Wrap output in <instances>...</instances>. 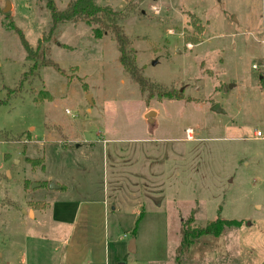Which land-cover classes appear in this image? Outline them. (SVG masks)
Returning <instances> with one entry per match:
<instances>
[{"label": "rangeland", "instance_id": "obj_1", "mask_svg": "<svg viewBox=\"0 0 264 264\" xmlns=\"http://www.w3.org/2000/svg\"><path fill=\"white\" fill-rule=\"evenodd\" d=\"M10 2L4 13L0 0V264H61L68 230L51 211L63 199L107 202L97 264H176L193 209V227L236 224L195 240L182 264H264V0H95L126 14L129 49L161 93L131 80L111 33L67 23L45 40L46 0ZM14 27L63 73L29 62ZM81 232L72 264H92L99 231Z\"/></svg>", "mask_w": 264, "mask_h": 264}, {"label": "trees", "instance_id": "obj_2", "mask_svg": "<svg viewBox=\"0 0 264 264\" xmlns=\"http://www.w3.org/2000/svg\"><path fill=\"white\" fill-rule=\"evenodd\" d=\"M46 4L51 14L52 26L48 34H45V40L53 38L59 25L67 23H86L93 26V33L96 39H101L106 33H111L118 46L120 62L131 80L144 92H163L161 91V85L152 83L143 75L142 69L137 65L136 60L129 49L131 41L119 24V21L126 18V14L116 12L108 6H98L96 5L95 0H75L65 10H59L54 0H46ZM13 30L19 35L29 62H37L38 64L40 62V68L52 67L56 71L63 73L62 68L48 57L47 54L49 48L47 46H42V43H40L35 49L28 42L20 28L14 27ZM23 81L24 80L22 79V82ZM22 82H20V86ZM262 83L264 87V79L262 80ZM168 95L170 98L173 97L169 93ZM196 213L197 209H193L189 217L181 223V240L176 249L175 255L176 264H182L195 240H198L205 235L220 236L226 227L236 224V222L218 219L208 223L203 228L193 227L196 221Z\"/></svg>", "mask_w": 264, "mask_h": 264}, {"label": "crops", "instance_id": "obj_3", "mask_svg": "<svg viewBox=\"0 0 264 264\" xmlns=\"http://www.w3.org/2000/svg\"><path fill=\"white\" fill-rule=\"evenodd\" d=\"M86 207V208H85ZM86 210L85 213H82V210ZM52 222L59 227H63L68 230L67 238L65 239V243L67 245V250L61 264H72L74 256L76 252L74 249L69 254L68 249L72 247V241H76L75 249H77L80 244L79 241V228L82 226L81 234H87L91 231H99V239L98 243L94 247H89L87 250L92 253L93 258H91L92 264H97L98 262H105V255L99 259L100 252L105 249V238L101 235L103 234L105 237L107 235L106 231V222L105 219L108 217V204L105 200H84L83 202H79V200H71V199H63L57 200L52 206ZM79 213L81 215H79ZM104 217L103 227L96 223L97 218L100 221L101 217ZM101 228H104L102 230ZM102 231V232H101ZM79 236V237H78ZM75 237H78L75 239ZM102 237L104 240H102ZM85 240H88L87 237ZM82 264V262L80 263Z\"/></svg>", "mask_w": 264, "mask_h": 264}, {"label": "water", "instance_id": "obj_4", "mask_svg": "<svg viewBox=\"0 0 264 264\" xmlns=\"http://www.w3.org/2000/svg\"><path fill=\"white\" fill-rule=\"evenodd\" d=\"M11 9H12V6H11V2H10V0H6L5 8H4V10H3L4 13H8L9 11H11ZM154 64H156V62H155ZM230 88H232V86H230ZM88 99H89V101H90V103H91V100H90V99H91V96H89ZM212 109H213L214 111H216V112H223V109H221V108L219 107L218 104L214 105V106L212 107ZM156 115H157V114H156L155 111H150V112H148V113L145 115V118L148 120L149 123L152 124V123L155 122V116H156ZM55 188H58V186H56ZM129 251H130V252H134V251H135L134 243H133V242L130 243Z\"/></svg>", "mask_w": 264, "mask_h": 264}, {"label": "built area", "instance_id": "obj_5", "mask_svg": "<svg viewBox=\"0 0 264 264\" xmlns=\"http://www.w3.org/2000/svg\"><path fill=\"white\" fill-rule=\"evenodd\" d=\"M262 43H263V45H264V40H263ZM256 136H257L258 138H264L262 132H257V133H256ZM188 137H189V138H192V136H191L189 133H188Z\"/></svg>", "mask_w": 264, "mask_h": 264}]
</instances>
